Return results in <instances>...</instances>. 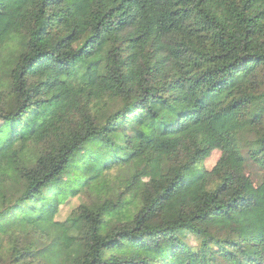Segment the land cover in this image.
Returning a JSON list of instances; mask_svg holds the SVG:
<instances>
[{
    "label": "trees",
    "instance_id": "1",
    "mask_svg": "<svg viewBox=\"0 0 264 264\" xmlns=\"http://www.w3.org/2000/svg\"><path fill=\"white\" fill-rule=\"evenodd\" d=\"M258 100L264 0H0V264H264Z\"/></svg>",
    "mask_w": 264,
    "mask_h": 264
},
{
    "label": "rangeland",
    "instance_id": "2",
    "mask_svg": "<svg viewBox=\"0 0 264 264\" xmlns=\"http://www.w3.org/2000/svg\"><path fill=\"white\" fill-rule=\"evenodd\" d=\"M13 104H14V97L10 95L8 98V107L9 108L12 107ZM263 110H264V100H258L252 105V110L249 114V117H252L256 114H260L263 112ZM219 155H220V151L214 149V151H212L209 156H207L205 159L197 163V167L211 168L219 158ZM155 167H156V162H152L147 172L143 175L144 180H148ZM113 172L114 173L108 176V180L110 181L109 185L111 187L120 184V182L118 183L116 182L118 180H121V178H118L117 176L118 172L117 171H113ZM256 178L257 177L254 175V179ZM93 194H95V192ZM16 197H17V190L15 188L5 191V198L7 203L13 202L16 199ZM84 199L85 198L82 193L68 194L62 201L59 202L57 208L58 212L55 218H57L59 221L67 222L72 209L75 208L78 204H80ZM122 201L124 202V206L127 208L129 213H132L137 209H139V207L141 206V200L136 186L130 187V189L122 196ZM67 224L70 223L67 222ZM69 233L74 234L75 230L70 229Z\"/></svg>",
    "mask_w": 264,
    "mask_h": 264
}]
</instances>
